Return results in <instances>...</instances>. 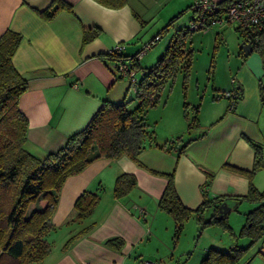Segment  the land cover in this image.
<instances>
[{
    "label": "crops",
    "instance_id": "crops-1",
    "mask_svg": "<svg viewBox=\"0 0 264 264\" xmlns=\"http://www.w3.org/2000/svg\"><path fill=\"white\" fill-rule=\"evenodd\" d=\"M64 1L70 9L62 7L45 18L40 12L50 8L52 0H0V34L11 29L22 36L12 63L28 82L18 101L28 121L24 148L39 158L63 146L70 134L87 123L102 100L119 102L125 98L126 83L112 70L108 50L121 43L123 52L133 55L148 42L150 48L166 30L168 34L158 46L162 52L174 31L181 28L174 22L168 29L170 19L184 8L191 11L194 0H126L119 7L98 0ZM162 13L169 14L165 17ZM157 21L162 22L160 28L149 32ZM223 24L218 28L221 36L227 25ZM93 27L99 28V34L83 42L84 30ZM236 32L239 45L242 37ZM155 36L159 38L151 41ZM227 50L234 58L227 64L230 84L213 85L216 93L207 101L208 112L200 117L198 108L194 126L197 134L172 121L167 123L170 130L160 138L155 134L158 145L145 148L136 160L126 155L98 158L81 172L68 176L52 215L50 251L32 264H163L166 259L169 264H178L183 256L189 257V248L178 247L173 218L158 206L166 173L173 172L174 188L189 208L202 202L203 191L210 197L245 194L248 173L231 166L254 169V186L264 188V42L262 52L252 48L244 55L240 45L236 53ZM182 134L187 135L184 140H189L183 151L179 148L184 140L169 148L159 146L173 135ZM121 173L134 175L136 184L118 198L113 194V185ZM84 190L98 191V203L89 217L73 220L74 202ZM250 203L248 211L256 206ZM88 224L91 228L87 232L64 247L71 235ZM112 237L122 240L119 248L105 244ZM229 246L225 240L206 243L194 263L200 262L209 247ZM243 261L264 264V242L254 244Z\"/></svg>",
    "mask_w": 264,
    "mask_h": 264
},
{
    "label": "trees",
    "instance_id": "trees-1",
    "mask_svg": "<svg viewBox=\"0 0 264 264\" xmlns=\"http://www.w3.org/2000/svg\"><path fill=\"white\" fill-rule=\"evenodd\" d=\"M98 1L109 7H119L126 2ZM228 1L230 0L219 3L226 4ZM62 7L70 9V5L64 0H52L51 7L40 13L45 18H50ZM175 17H172L170 22ZM192 30L194 29L188 26L176 29L155 64L150 69H144L136 84V104L132 108H128L125 98L121 102L102 100L80 130L70 134L63 146L47 153L43 158L36 157L24 148L28 121L20 110L18 101L27 89L28 82L12 63V56L22 36L11 29H6L0 34V264L37 263L49 253L50 242L46 235L53 229L52 215L57 206L60 188L68 176L81 172L95 159L126 155L136 160L145 148L158 145L154 129L146 121L145 114L148 108L158 102L165 81L172 78L178 70H182L184 77L189 74L192 50L186 48L185 42ZM235 30L239 32L242 40L250 42L253 49L262 52L264 22L244 29L238 27ZM98 34V27L84 30L83 42ZM153 40L154 38L151 39ZM142 49L143 46L133 55H126L123 50L121 53L125 57L134 58L133 65L141 68L139 59L135 56ZM106 56L112 60L115 54L107 52ZM111 67L116 75L122 77L112 65ZM262 99L264 100V95ZM183 115L186 120L189 119L186 110ZM195 125L196 115L188 123L186 131ZM183 140V135H177L159 146L169 148ZM188 142L189 140H184L179 151H183ZM257 165L258 162L255 166ZM231 168L248 173L247 192L242 195L210 197L203 191V200L196 208H189L181 202L174 188L173 172L166 173L167 182L158 200V206L173 218L174 240L179 237L185 220L192 214L201 228L214 223L230 228L226 214L217 215L218 206L222 201L231 198L256 203L255 207L245 213V223L238 235L248 238V242L242 245L236 241L225 249L209 247L199 264H245L243 258L250 248L259 241L264 242V188L258 189L254 186L251 179L254 169L246 171L234 166ZM135 184L134 175L119 174L113 185L114 196L119 198L126 195ZM205 184H209V178ZM99 196L98 191H82L74 202L73 220L89 217L98 203ZM205 213H208V218L204 217ZM90 228L91 224H88L71 235L64 247ZM234 238L236 240L237 235ZM105 244L119 248L122 240L112 237L105 240Z\"/></svg>",
    "mask_w": 264,
    "mask_h": 264
},
{
    "label": "rangeland",
    "instance_id": "rangeland-1",
    "mask_svg": "<svg viewBox=\"0 0 264 264\" xmlns=\"http://www.w3.org/2000/svg\"><path fill=\"white\" fill-rule=\"evenodd\" d=\"M182 10L183 11H179L175 14L176 18L169 24L168 29L171 28L174 22V26H188L189 16L193 12L185 8ZM168 14L169 13H162L161 16L166 17ZM161 23V21H157V26L152 25L149 32H156V30L160 28L159 25ZM219 27L220 23L212 24L207 30H192L188 35L185 45L186 48L192 50V64L189 74L187 77H184L182 70H178L172 78L165 81L159 93L160 97L158 102L154 106L148 108L145 114L146 121L149 123L150 127L154 129L158 138H160L165 131L170 130L169 124L172 123V121H177L178 124L181 125V128L187 127L194 116H198V108L200 109L199 116L202 117L205 115L208 112L207 101L216 93L213 89V85L217 86L216 84H219L220 86H225L226 84H230L232 76L227 70V64L228 61L234 58L231 56L232 54H229V50L227 49L236 53L240 44H237V32L232 26H224L226 30L225 34L222 36L220 35L222 31L218 29ZM218 30L220 31L219 35H217ZM167 32L165 30L160 40L156 41L150 48H147L139 58L138 61L142 70L150 69L164 51L159 52L158 46L168 34ZM118 78L126 83L127 88L124 91L125 100L128 101V108H132L136 104V90L132 86L129 87V82L126 77ZM215 80L216 83L214 82ZM184 103H186L185 107ZM184 110L187 112L188 120L184 118ZM190 130L191 134H197L196 132H198L196 127H191ZM182 135L183 138L187 136L186 134ZM176 136L177 135H173L172 138ZM226 203L230 207V210L226 213V221L230 228L223 227L217 223L201 228L193 214L185 220L184 227L178 238V240H180L178 247L185 249L189 248L187 249L189 251V257L185 259L183 256L181 259L182 261L178 264H196L194 261H196L201 246L206 243L209 244L211 241L225 240V242H227V244L230 243V245L236 243V241L242 245L248 242V238L239 237L238 235L242 225L245 223L244 213L248 211L251 203L246 200L234 201L230 199L226 201ZM208 216V213H205L204 217L208 218ZM236 235L237 238L235 240L234 237ZM46 238L49 239L50 234H47ZM165 262L166 263H162L169 264L167 259ZM171 264H175V262Z\"/></svg>",
    "mask_w": 264,
    "mask_h": 264
},
{
    "label": "built area",
    "instance_id": "built-area-1",
    "mask_svg": "<svg viewBox=\"0 0 264 264\" xmlns=\"http://www.w3.org/2000/svg\"><path fill=\"white\" fill-rule=\"evenodd\" d=\"M193 16L188 27L194 30L204 29L216 23H225L235 28H249L264 22V0H230L226 4H220L215 0H194L191 4ZM159 36H155L157 40ZM151 45L150 42L135 56L139 59L143 52ZM123 45L117 43L108 53H114L112 66L122 76L126 77L136 89L140 76L144 70L135 67L134 58L125 57L121 50ZM146 264H161L155 261H146Z\"/></svg>",
    "mask_w": 264,
    "mask_h": 264
},
{
    "label": "water",
    "instance_id": "water-1",
    "mask_svg": "<svg viewBox=\"0 0 264 264\" xmlns=\"http://www.w3.org/2000/svg\"><path fill=\"white\" fill-rule=\"evenodd\" d=\"M240 46L243 49L244 55H247L252 50V47H251V44H250L249 41L242 40L240 42ZM229 210H230V207L227 205L226 201H222L219 204V206H218V209H217V212L218 213H217V215L218 216H221L223 214H226Z\"/></svg>",
    "mask_w": 264,
    "mask_h": 264
}]
</instances>
